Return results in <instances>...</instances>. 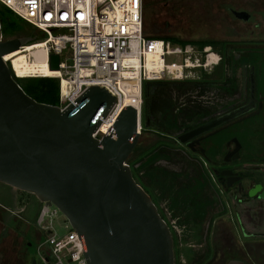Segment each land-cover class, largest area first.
I'll use <instances>...</instances> for the list:
<instances>
[{
	"label": "water",
	"instance_id": "1",
	"mask_svg": "<svg viewBox=\"0 0 264 264\" xmlns=\"http://www.w3.org/2000/svg\"><path fill=\"white\" fill-rule=\"evenodd\" d=\"M232 12L240 20L250 18ZM30 42L5 40L0 25V184L58 209L79 236L87 264H176L173 235L128 164L140 136L136 111L125 107L98 140V116L105 117L115 103L106 89L90 87L65 109L35 101L2 61ZM50 69H59L57 55L50 56ZM236 116L219 117L177 141L184 144Z\"/></svg>",
	"mask_w": 264,
	"mask_h": 264
},
{
	"label": "rangeland",
	"instance_id": "2",
	"mask_svg": "<svg viewBox=\"0 0 264 264\" xmlns=\"http://www.w3.org/2000/svg\"><path fill=\"white\" fill-rule=\"evenodd\" d=\"M143 10L146 36H150L153 34L152 30H155L192 44L208 42L214 45L218 53V72L213 79H202L204 74L199 72L196 80L192 82H159L160 85L155 86L148 97L144 96V109H148L149 112L169 111L176 119L180 130L200 124L216 114L217 106L222 105L220 102L222 91L217 89V83L232 84L240 77V66L237 64L239 60L236 59L242 61L244 59L246 61L244 62L252 67H264V0H143ZM232 11L245 12L250 18L248 21L240 20ZM25 28L37 33L26 24ZM258 52L260 55H257ZM231 57L235 59L234 68H230ZM170 61L177 62L174 59H169L168 62ZM144 129L129 156L131 164L138 167L149 161L150 157L161 154L155 163L161 168L158 172L160 174L154 173L149 176L145 173L139 177L140 181H143V186L152 194L151 196L163 199L161 202L166 201L175 218L180 219L181 213H186L181 216L179 224L188 227L186 229L188 233L193 231L194 234L192 238L184 240V244L190 245L191 248H185L179 253L178 259L181 264H206L211 258V252L207 254L206 233L211 230L220 208L214 206L213 210H210L204 201L195 205L197 201L190 199L189 196L193 184H190L191 176L185 173L196 168L194 163L187 160L181 151H173L170 148H176L178 145H173L162 139V136ZM259 135L264 137V126L258 132ZM262 144L264 145V142ZM161 145H165L163 147L166 150L159 148ZM222 148L219 156L223 152ZM148 150L152 154L147 158ZM261 152L264 153V148ZM216 164L220 165V161L216 160ZM181 170L182 173L178 172ZM204 170L207 176L211 175L209 165L204 164ZM2 192L0 202H7L10 209L15 211L11 213L0 208V220L10 226L7 228L0 223V264H44L41 256H46L48 251L42 246L45 236L35 223L38 204L36 198L0 184V194ZM174 193H182L184 206L174 207L172 200L176 198ZM161 202L159 201V204H162ZM206 210L209 213L205 216ZM226 210L231 213L230 207ZM226 223L229 229L228 222ZM230 224L232 225V222ZM52 226L57 236L67 234L71 228L61 213L53 218ZM49 264H52V259Z\"/></svg>",
	"mask_w": 264,
	"mask_h": 264
},
{
	"label": "built area",
	"instance_id": "3",
	"mask_svg": "<svg viewBox=\"0 0 264 264\" xmlns=\"http://www.w3.org/2000/svg\"><path fill=\"white\" fill-rule=\"evenodd\" d=\"M0 5L44 37L38 42L45 46L49 69L50 56L59 57V69L50 71L60 76L48 77L59 82V108L76 105L90 87L105 88L115 98L108 114L98 116L100 126L93 134L98 140L113 129L125 107L136 111L137 133L142 134L146 83L192 82L199 72L211 75L219 66L218 53L211 45L172 44L146 37L143 0H0ZM26 49V45L19 48L28 54ZM7 56L2 61L15 80L47 78L18 76ZM126 99L131 106L124 104ZM161 203L160 215L181 246L190 237L188 227L179 224L166 201ZM58 213L54 206L41 204L35 221L48 251L41 256L43 263L52 259V264H87L83 244L72 228L63 236L54 232L52 220Z\"/></svg>",
	"mask_w": 264,
	"mask_h": 264
},
{
	"label": "flooded vegetation",
	"instance_id": "4",
	"mask_svg": "<svg viewBox=\"0 0 264 264\" xmlns=\"http://www.w3.org/2000/svg\"><path fill=\"white\" fill-rule=\"evenodd\" d=\"M231 60L230 68H234L235 59L231 57ZM236 60H239L237 64L240 66V77L233 80L236 83H217V89L222 91V105L217 106L216 114L200 124L178 129L170 135L151 128L146 131L180 146L173 149L181 151L196 166L195 169L185 172L191 176L190 184H193L189 196L197 201L195 205L204 201L210 210L214 206L220 208L211 230L206 233L207 254L211 252L210 260L214 258L212 264H228L230 261L264 264V153L261 152L264 148V137L258 136L264 126V67H252L244 59ZM232 75L231 72L230 77ZM229 114L237 116L184 144L177 141L179 136ZM234 140L239 144L236 153L233 152L237 147ZM221 147L223 152L219 156ZM216 160L220 161V165L216 164ZM204 164L209 165L210 176L206 175ZM179 172L182 173V170ZM227 172L229 174H225ZM148 194L161 214L159 201L163 199H156L150 192ZM175 195V200L172 199L173 204L176 202L174 207L184 206L182 193H174ZM37 203L39 204L38 201ZM227 207H230V214ZM208 213L206 210L205 216ZM184 214L186 213H181L180 219ZM193 234V231L190 232L191 238ZM173 240L176 264H181L179 253L191 246L184 244V240L180 246L175 235ZM192 247L195 248L194 245Z\"/></svg>",
	"mask_w": 264,
	"mask_h": 264
},
{
	"label": "trees",
	"instance_id": "5",
	"mask_svg": "<svg viewBox=\"0 0 264 264\" xmlns=\"http://www.w3.org/2000/svg\"><path fill=\"white\" fill-rule=\"evenodd\" d=\"M14 17L15 16L9 10H7L6 8L0 5V25H1V32L5 40L17 39V38L18 39L19 38H31L32 42H30L29 44L36 43L38 41L43 40L44 37L41 34L33 33L32 31L26 29L25 28L26 23H24L22 20L16 17L15 19ZM152 31H153V34H151L150 36L147 35L146 37L168 41V42H171L172 44H188L189 43V42L181 41L174 37H169L167 35H164L163 32L161 33L160 31H157V32H155V30H152ZM145 35H146V32H145ZM199 44L200 45L208 44L214 47L212 43H208V42H202ZM257 55H260V52H258ZM217 72L218 71L216 70L211 75H204L202 79L211 80L213 79V77H215ZM16 81L19 84V86L23 89V91L28 96L33 98L35 101L39 103H43V104L52 105V106H59V82L57 79H54V78L34 79L33 78V79H16ZM23 81H26V82L24 83ZM157 85H160V83L159 82L153 83V85H150L148 88L144 87V96L148 97V95L152 92L151 90H153V88ZM148 112H149L148 109L143 108V128H145L146 118H148L149 125L152 130H155L157 132H160L162 134H167V135L174 134L178 131L177 121L174 117L171 116V113L169 111L158 112V111L151 110L149 114ZM156 160H158L157 157L152 158L150 161V165L155 164V162H157ZM131 163H132L131 157H129L128 164L130 165L132 169V174H133L134 179L145 190V192H147L148 190L143 186L142 184L143 181L142 180L140 181L139 177L145 173L147 174L148 172L147 169L150 165H148V163L145 162L141 164L140 166L135 167V164L133 166V164ZM140 173H142V175H140ZM26 195H29V194H26ZM174 204L176 205V202H174ZM5 206L10 207L7 204ZM0 223L2 224V226H5L7 228L10 227L2 220H0Z\"/></svg>",
	"mask_w": 264,
	"mask_h": 264
},
{
	"label": "bare ground",
	"instance_id": "6",
	"mask_svg": "<svg viewBox=\"0 0 264 264\" xmlns=\"http://www.w3.org/2000/svg\"><path fill=\"white\" fill-rule=\"evenodd\" d=\"M40 42L32 43L27 46L26 50L29 53H22L21 50H15L8 54L6 59L11 58L13 67L16 70V73L20 77H32L36 74H41L44 77H59V72H52L48 68L47 62H46V56H45V50L44 45L39 44ZM154 58V57H151ZM66 84L62 83V88L66 89ZM102 88V87H100ZM105 89V88H104ZM126 91V89H125ZM124 104L131 106V102L126 99L124 101ZM137 108V106H134ZM138 121V120H137ZM136 126L138 127V124L136 122Z\"/></svg>",
	"mask_w": 264,
	"mask_h": 264
},
{
	"label": "crops",
	"instance_id": "7",
	"mask_svg": "<svg viewBox=\"0 0 264 264\" xmlns=\"http://www.w3.org/2000/svg\"><path fill=\"white\" fill-rule=\"evenodd\" d=\"M163 146H165V145H161L159 148H163V149H165L166 150V148L165 147H163ZM170 148H174V147H170ZM173 151H175V149H173ZM156 152V151H155ZM150 154H152L151 153V151L150 150H148L147 151V154H146V156H147V158L148 157H150ZM159 155H161V154H157L156 156H154L153 158H155V157H157V158H159ZM163 155H168V156H172V155H170V154H163ZM151 157L149 158V161H147V163H148V165H150V161H151ZM160 159H162V158H160ZM159 159V160H160ZM156 163V162H155ZM159 163V162H158ZM148 170H149V172H147L148 173V175L149 176H152L154 173L155 174H160V173H158V172H160L161 171V168L160 167H158L156 164H152V165H150L149 167H148ZM171 171H174L173 169H170ZM167 172V171H166ZM179 172V171H178ZM170 176H172V175H170ZM3 196V192L0 194V197H2ZM167 198H169V197H167ZM9 203V202H8ZM7 204V202H4V203H1L0 202V207L1 208H4L5 210H7V211H10L11 213H12V211L14 210L15 211V209H13V210H11L10 209V207H7V206H5ZM40 207H41V204L39 203V204H37V216H38V213H39V210H40ZM24 208H25V206H24ZM23 209V208H22ZM22 209H20V210H22ZM20 210H18V211H20ZM37 216H36V218H37ZM36 221V220H35Z\"/></svg>",
	"mask_w": 264,
	"mask_h": 264
}]
</instances>
